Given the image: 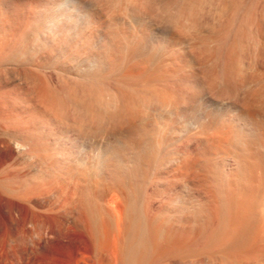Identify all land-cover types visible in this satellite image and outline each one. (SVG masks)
Instances as JSON below:
<instances>
[{
	"label": "bare ground",
	"instance_id": "6f19581e",
	"mask_svg": "<svg viewBox=\"0 0 264 264\" xmlns=\"http://www.w3.org/2000/svg\"><path fill=\"white\" fill-rule=\"evenodd\" d=\"M0 264H264V0H0Z\"/></svg>",
	"mask_w": 264,
	"mask_h": 264
}]
</instances>
